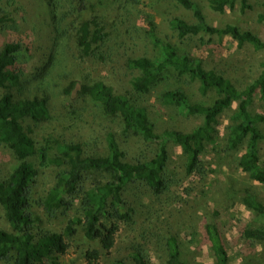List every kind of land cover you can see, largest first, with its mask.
I'll return each mask as SVG.
<instances>
[{
    "label": "trees",
    "instance_id": "obj_1",
    "mask_svg": "<svg viewBox=\"0 0 264 264\" xmlns=\"http://www.w3.org/2000/svg\"><path fill=\"white\" fill-rule=\"evenodd\" d=\"M159 1L175 3L192 13V23L178 17L168 21L179 41L199 38L202 44L206 37L210 42L213 38H229L239 46L248 45L263 54L256 73L242 79L208 69L204 60L159 38L154 22L147 19L146 36L152 45V55L128 56L123 65L133 74L128 83L113 76L91 77L79 72L63 90L64 95L69 96L77 89L80 98L91 99L105 115L119 120L125 133L150 146L149 157L128 162L111 132L104 138L106 153L99 156L88 155L83 145L64 138L49 137L37 144L30 124L37 126L53 119L50 97L46 92L32 98L23 96L25 80L23 83V70L19 68L23 45L19 41L5 43L0 48V90L3 91L0 96V146L10 152L16 165L6 174L0 173V211L9 228L0 229V264H61V258L67 256L80 229L86 240L99 245V249L86 252L87 264H99L102 256L110 259L114 252L117 256L113 264H154L148 247L142 243H128L122 252L117 249L121 227L133 230L136 225L140 201H134L133 195L138 194L136 190L143 189L154 198L153 203L170 195L174 184L170 146L181 150L185 176L203 179V154L218 143L219 121L225 113H230L222 138L225 150H242L237 167L251 181L264 185L261 165L264 113L256 109L257 104L264 106V39L234 24L210 25L199 5L192 0ZM45 2L53 14L60 4L67 6L72 22L59 35L69 40V47L74 49L77 59L99 61L104 60L105 55H112L108 48L110 22L115 27L125 23L137 0ZM207 3L208 8L219 15L236 10L245 14L253 11L254 5L264 7V0H207ZM10 21L0 5V29L5 30ZM257 22L264 24V14L257 16ZM59 35L51 33V48L55 49ZM184 79L197 85V92L205 102L192 100L183 86L170 84L172 80ZM164 85L166 87L156 94L157 101L181 117L200 118L198 126L188 132L155 131L150 108L141 99ZM92 143L97 145V140ZM37 166L54 168L56 174L51 187L36 198L40 174ZM243 201L250 210L264 217V203L257 194L246 191ZM36 207L48 220L67 219L66 225L60 231L41 228ZM236 228L238 237L251 249L257 244L264 246L263 229L243 227L240 222ZM227 231L217 221L205 224L204 233L214 264H231ZM152 239L159 245L157 252L164 264H188L171 229L151 230L143 240L150 244Z\"/></svg>",
    "mask_w": 264,
    "mask_h": 264
},
{
    "label": "rangeland",
    "instance_id": "obj_2",
    "mask_svg": "<svg viewBox=\"0 0 264 264\" xmlns=\"http://www.w3.org/2000/svg\"><path fill=\"white\" fill-rule=\"evenodd\" d=\"M192 1L199 5L210 25L220 27L228 23L234 24L242 29L251 30L264 39V24L257 22V16L264 14L262 5H254L253 11L245 14L236 10L219 15L208 8L207 0ZM0 5L11 18L8 27L4 28L5 30L0 29V48L10 41H19L23 45L19 63V68L24 74L23 83L25 80L24 89L21 91L23 96L32 98L46 92L50 97L53 119L37 126L30 124L34 130L35 141L42 144L43 140L49 137L64 138L70 143L83 145L88 155H104L106 153L104 138L107 132H111L126 153V161L134 162L150 156V146L148 147L142 139L125 133L121 122L105 115L98 104L87 97L80 98L77 89L69 96L63 93L74 74L79 72L91 77L113 76L128 83L133 75L123 66L128 56L152 55V45L146 36L147 19L154 22L159 38L178 45L183 51L204 60L208 69L212 68L231 78L252 77L263 57L262 53L253 51L250 46H239L229 38L222 40L213 38L210 42L206 37L202 44L199 38L181 42L168 21L178 17L192 23L194 19L191 12L169 1L137 0L131 17L125 23L116 24L115 27L114 23L110 22L108 31L111 33V41L108 48L112 55L109 56L107 53L106 58L99 61H81L77 59L74 49H70L69 40L59 35L72 22L64 3L59 5L55 14L51 13L45 0H0ZM52 32H57L60 36L55 49L51 48L50 43ZM170 84L183 86L196 102L206 100L198 94L197 85L186 79L179 82L172 80ZM165 87L166 85L159 86L152 94L141 99V102L150 108L149 114L155 131L159 133L171 129L188 132L198 126L201 123L200 118L181 117L172 108L157 101L156 94ZM2 94L3 91L0 90V96ZM256 109L264 113L263 105L257 104ZM229 114L225 113L220 118L218 143L203 154L205 167L203 179L187 178L183 171L181 150L170 146V170L174 174L171 193L168 197L163 196L162 201L153 203L151 200L154 198L150 193L143 189L136 190L138 194L133 195L134 201H140L137 203L136 225L133 230L126 226L121 227L117 239L119 252H122L128 243H142L148 247L154 264H164L163 257L160 259L161 255L157 252L159 245L153 239L150 244L143 239L151 230L171 229L177 236L183 258L188 264H214L204 227L210 221H217L228 229L226 243L231 264H264V246L257 244L251 249L237 235L236 226L239 222L243 227L264 230V217L250 210L243 201L245 192L248 191L257 194L259 200L264 203V185L251 181L237 167L236 161L242 150L229 152L224 148L222 138ZM262 127L264 128V124ZM94 139L97 140V145L92 143ZM15 165L16 162L10 152L0 146V173L6 174ZM261 165L264 167V144ZM37 169L40 174L35 188L36 198L43 196L51 187L56 174L54 168L37 166ZM215 211L218 213L215 214ZM35 214L40 218L41 228L60 231L67 223L65 218L48 220L37 207ZM0 229L9 230L1 211ZM94 248L99 249V245L86 240L80 229L67 256L61 258L60 262L87 264L85 254ZM116 256L115 252L111 256L112 259L102 256L99 264H113Z\"/></svg>",
    "mask_w": 264,
    "mask_h": 264
}]
</instances>
